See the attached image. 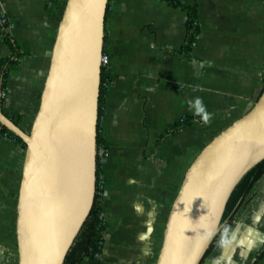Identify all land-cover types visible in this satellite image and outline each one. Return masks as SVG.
I'll return each mask as SVG.
<instances>
[{
  "label": "crops",
  "instance_id": "crops-1",
  "mask_svg": "<svg viewBox=\"0 0 264 264\" xmlns=\"http://www.w3.org/2000/svg\"><path fill=\"white\" fill-rule=\"evenodd\" d=\"M66 0H61L65 2ZM109 0L110 63L100 133L109 157L104 264H156L171 208L192 163L264 92V0ZM200 33L189 52L190 13ZM7 73L0 108L30 129L62 19L49 0H0ZM15 58H18L16 60ZM1 93V92H0ZM203 109V111H201ZM192 123L181 130L184 119ZM26 148L0 132V264H19L18 199ZM203 264H264V177Z\"/></svg>",
  "mask_w": 264,
  "mask_h": 264
},
{
  "label": "water",
  "instance_id": "water-1",
  "mask_svg": "<svg viewBox=\"0 0 264 264\" xmlns=\"http://www.w3.org/2000/svg\"><path fill=\"white\" fill-rule=\"evenodd\" d=\"M108 3L67 0L29 131L0 108V124L27 146L18 199L19 264H64L93 208ZM262 160L264 92L190 166L156 264H201L222 230L232 193Z\"/></svg>",
  "mask_w": 264,
  "mask_h": 264
},
{
  "label": "trees",
  "instance_id": "trees-1",
  "mask_svg": "<svg viewBox=\"0 0 264 264\" xmlns=\"http://www.w3.org/2000/svg\"><path fill=\"white\" fill-rule=\"evenodd\" d=\"M173 2L172 0H170ZM67 0L65 2H61V0H49V10L52 14H59L60 9L62 8V13H64L66 7ZM109 9L107 10L106 21L108 17ZM190 20H189V36L185 42L184 50L185 52H189L192 50L197 37L199 36V22L197 20L196 14L193 11H189ZM6 36V40L9 44H12V38L10 34L4 31ZM18 60V58H15ZM17 65L15 60H7L3 61L0 64V92L6 90V80L7 73L11 67H15ZM109 79V75L107 72V68L103 67L102 71V83H101V96L99 101V116L100 118L104 112V96L105 89ZM6 92V91H5ZM1 103L4 100H1ZM17 125L21 126L25 131H29L30 129L25 128L22 117H14L8 115ZM99 118V124H100ZM193 119H184L182 120L178 126L177 130L183 129L185 126L191 124ZM0 132L14 139L16 142L21 143L25 148H27L24 141L17 137L14 133L9 131L6 127L0 124ZM104 145V140L100 133V128L98 132V149ZM103 176L102 163L100 162V158L98 157V177H97V192L95 197V202L93 208L88 216L86 222L84 223L79 235L77 236L71 250L69 251L65 263L64 264H104L101 261V254L104 250L105 241H106V232L108 230V224L103 216V199H104V188H101V177ZM264 177V160H262L259 164H257L246 176L241 180V182L237 185L234 192L232 193L226 210L222 219L223 227L218 236L215 238L210 250L206 254L203 262L214 248V246L221 240L224 234L230 228V222L236 216L240 207L247 201L251 199L253 194V190L259 181Z\"/></svg>",
  "mask_w": 264,
  "mask_h": 264
},
{
  "label": "built area",
  "instance_id": "built-area-1",
  "mask_svg": "<svg viewBox=\"0 0 264 264\" xmlns=\"http://www.w3.org/2000/svg\"><path fill=\"white\" fill-rule=\"evenodd\" d=\"M0 24H1V28L3 29V31H6L9 33V20L8 17L5 14H1L0 15ZM110 63V58L109 55L104 53L103 57H102V65L103 67H106L108 69ZM7 96V93L5 91L0 93V99L4 100ZM1 129V127H0ZM98 157L100 158V162L102 163V165L104 163L107 162L108 157H109V152L106 146H101L98 149ZM101 188H105V180L104 177H101Z\"/></svg>",
  "mask_w": 264,
  "mask_h": 264
},
{
  "label": "clouds",
  "instance_id": "clouds-1",
  "mask_svg": "<svg viewBox=\"0 0 264 264\" xmlns=\"http://www.w3.org/2000/svg\"><path fill=\"white\" fill-rule=\"evenodd\" d=\"M201 111H203V109H201Z\"/></svg>",
  "mask_w": 264,
  "mask_h": 264
}]
</instances>
